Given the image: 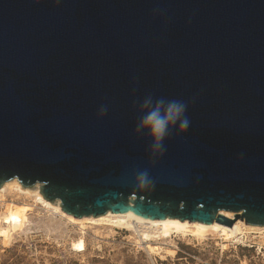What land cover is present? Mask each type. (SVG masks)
<instances>
[{
    "label": "water",
    "instance_id": "obj_1",
    "mask_svg": "<svg viewBox=\"0 0 264 264\" xmlns=\"http://www.w3.org/2000/svg\"><path fill=\"white\" fill-rule=\"evenodd\" d=\"M149 96L188 103L163 155L135 132ZM14 178L76 217L264 225V0H0V187Z\"/></svg>",
    "mask_w": 264,
    "mask_h": 264
},
{
    "label": "rangeland",
    "instance_id": "obj_2",
    "mask_svg": "<svg viewBox=\"0 0 264 264\" xmlns=\"http://www.w3.org/2000/svg\"><path fill=\"white\" fill-rule=\"evenodd\" d=\"M7 193L0 197V264H264V233L225 247L218 235L202 243L180 235L148 239L168 250L152 255L134 230L94 223L83 229L34 195Z\"/></svg>",
    "mask_w": 264,
    "mask_h": 264
},
{
    "label": "bare ground",
    "instance_id": "obj_3",
    "mask_svg": "<svg viewBox=\"0 0 264 264\" xmlns=\"http://www.w3.org/2000/svg\"><path fill=\"white\" fill-rule=\"evenodd\" d=\"M9 191H13V193L14 191H18L20 193L27 194V196L34 195L39 203L51 206L54 211L66 216L71 222L80 224V227L83 229L88 223H94L97 225H105V227L110 226L111 228L117 227L134 230L139 235L141 241L144 240V242H146V248L152 255H158L162 252L165 253L168 250L164 246H161L157 243L153 244L154 241L151 243L150 240L148 241V239L167 240L169 238L172 239L174 235H180L182 237H187L188 239L202 243L208 240L211 235H218L219 237L224 238L223 247H225L227 245L226 242L231 240H244V238L249 233H264V225L249 224L241 218L236 219L230 227L217 221L206 223L198 220H182L176 217L153 219L150 217L137 215L133 211H128L126 213L108 211L107 213L99 216L92 215L76 217L62 209L60 200H56L54 202L46 199L39 188L33 190L23 185L17 178L3 183V185L0 187V197ZM223 213L231 219L235 217V212L224 211ZM2 232H4V230Z\"/></svg>",
    "mask_w": 264,
    "mask_h": 264
},
{
    "label": "clouds",
    "instance_id": "obj_4",
    "mask_svg": "<svg viewBox=\"0 0 264 264\" xmlns=\"http://www.w3.org/2000/svg\"><path fill=\"white\" fill-rule=\"evenodd\" d=\"M39 4L41 0H33ZM59 3L60 0H55ZM188 103L183 100H165L159 98L155 102L151 96L146 97L140 104V111L143 113L136 125L135 132H147L150 140V152L163 155L164 141L171 135L174 128L177 134L186 132L190 126V120L186 115ZM107 112L106 106H101L99 115L104 116ZM178 125V128H177ZM140 186H147L151 183V179L147 171L140 172L137 177Z\"/></svg>",
    "mask_w": 264,
    "mask_h": 264
}]
</instances>
